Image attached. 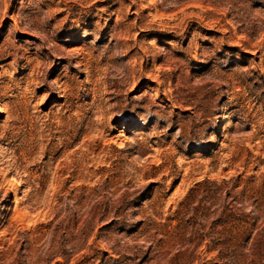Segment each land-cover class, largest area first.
I'll list each match as a JSON object with an SVG mask.
<instances>
[{
  "label": "rangeland",
  "instance_id": "374dc122",
  "mask_svg": "<svg viewBox=\"0 0 264 264\" xmlns=\"http://www.w3.org/2000/svg\"><path fill=\"white\" fill-rule=\"evenodd\" d=\"M0 264H264V0H0Z\"/></svg>",
  "mask_w": 264,
  "mask_h": 264
},
{
  "label": "trees",
  "instance_id": "16d2710c",
  "mask_svg": "<svg viewBox=\"0 0 264 264\" xmlns=\"http://www.w3.org/2000/svg\"><path fill=\"white\" fill-rule=\"evenodd\" d=\"M227 209V208H226ZM225 212V211H224ZM232 235V234H229ZM228 234L225 233V231H221L218 229H212V231L209 233H199L198 236L193 238L192 242H195L198 238H201V240L205 238L211 239V246L210 248L214 251H217L219 258H224L228 254L237 253L238 249L242 246V243H234L231 241V237ZM200 242V241H199ZM198 241L195 243L196 245L200 244Z\"/></svg>",
  "mask_w": 264,
  "mask_h": 264
}]
</instances>
